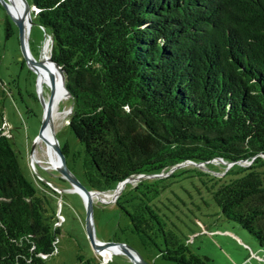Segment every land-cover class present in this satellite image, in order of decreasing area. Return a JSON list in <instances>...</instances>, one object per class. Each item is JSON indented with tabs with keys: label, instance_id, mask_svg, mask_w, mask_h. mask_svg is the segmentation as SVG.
<instances>
[{
	"label": "trees",
	"instance_id": "obj_1",
	"mask_svg": "<svg viewBox=\"0 0 264 264\" xmlns=\"http://www.w3.org/2000/svg\"><path fill=\"white\" fill-rule=\"evenodd\" d=\"M31 4L64 72L83 183L106 190L187 159L233 161L213 178L212 198L264 250V0ZM160 187L158 178L140 177L115 197L131 230L163 258L211 264L151 205ZM55 221L46 195L22 172L0 112V264H46Z\"/></svg>",
	"mask_w": 264,
	"mask_h": 264
},
{
	"label": "rangeland",
	"instance_id": "obj_2",
	"mask_svg": "<svg viewBox=\"0 0 264 264\" xmlns=\"http://www.w3.org/2000/svg\"><path fill=\"white\" fill-rule=\"evenodd\" d=\"M5 1L14 5L18 13H23L15 0ZM27 1L30 4V0ZM7 7L0 0V112L22 172L46 195L47 207L57 219L59 231L55 249L45 256V262L78 264V256L82 255L106 264H135L123 251H112L105 256L94 247L85 229L86 207L82 194L50 165L47 142L38 136L42 108L36 72L24 59L18 26ZM11 12L16 15L15 10L11 9ZM31 18V22L25 24L28 48L34 57H40L43 49L42 56L49 68V34L34 17ZM41 80L45 81L42 77ZM42 93L44 96L49 94L46 85L42 86ZM70 103L68 94L63 98L58 95L52 113V128L59 145H66L67 165L83 182V146L68 125ZM231 164L217 159L202 164L185 162L162 170L161 175H142L141 178H158L161 187L150 203L169 227L186 238L192 251L207 255L211 264H264V250L255 237L236 221L224 217L211 195L213 178ZM136 181L132 178L125 182L120 189V199L129 194ZM115 186L92 197L95 237L125 241L151 264H179L163 258L155 245L141 243L139 235L130 228L127 214L112 199L118 191Z\"/></svg>",
	"mask_w": 264,
	"mask_h": 264
},
{
	"label": "water",
	"instance_id": "obj_3",
	"mask_svg": "<svg viewBox=\"0 0 264 264\" xmlns=\"http://www.w3.org/2000/svg\"><path fill=\"white\" fill-rule=\"evenodd\" d=\"M1 1L7 7L8 3L5 0H1ZM23 4H24V7H23L24 12L22 15H14V14L10 13L8 7H7V10H8V13L11 15L12 19L14 20V22L16 23V25L18 26L20 46H21L22 54H23L24 58L26 59L27 64L31 68H33L34 71L36 72V81H37L38 90H39L38 95H39V99H40L41 107H42L41 124H40V128H39L38 136L45 138L44 130L47 127L50 128L52 136H53V139L50 140V143H51V146H52L54 152L56 153V155L58 157V163L54 166L59 170V172L61 173V175L64 178H67L69 181H71V183L73 184V187L75 189H77L82 194V196L84 198L85 207H86L85 229H86V233H87L90 241L94 245V247L99 250L100 248H103V247L117 245L119 250L125 252L133 260V262L135 264H151V263L143 260L142 257L140 256V254L134 248H132L127 242H125V241H113V240H100V239H97L94 235V226H93V221H92V192H95V195L100 196V193H105L106 191L88 188L83 182H81L79 179H77V177H75V175L71 171L70 167L66 163L65 153L62 150L61 146L59 145V143H58V141L54 135L53 128H52V115H51V113H52L53 103H54V100L56 97L55 75H54L53 70L51 68H48V67L46 68L45 61L42 59V57L35 58L31 54V52L29 51L28 44H27L26 37H25V21L31 22V19H32L31 18V8H35V6L33 4L30 5L27 0H23ZM51 42H52V39H51ZM48 58L58 68V70L61 73L62 79L64 81V72H63V69L61 68V66L49 54H48ZM40 68H46V70H47L49 94L47 95L46 99L42 93V82L39 80V69ZM64 87H65V91L69 95V91H68L67 87L65 85H64ZM70 110H71V106L68 107V112ZM211 159H219V160L225 162V160L222 157H213ZM185 162L202 164L204 161H194L192 159H187L186 161H181V162L174 164L172 166V168L177 166V165H182ZM232 162L233 161H229L228 165H229V163L231 164ZM162 173L163 172L160 171V172L138 173L135 175H133V174L129 175V176L123 178L122 180L118 181L116 183L115 189L118 188L119 184H122V186H123L125 184V182L130 180L131 178L136 180V179H139L142 175L157 176V175H161ZM119 191H120V189L117 191L116 196L118 195Z\"/></svg>",
	"mask_w": 264,
	"mask_h": 264
},
{
	"label": "bare ground",
	"instance_id": "obj_4",
	"mask_svg": "<svg viewBox=\"0 0 264 264\" xmlns=\"http://www.w3.org/2000/svg\"><path fill=\"white\" fill-rule=\"evenodd\" d=\"M17 2V4L19 5V7L21 8V10L24 12V4H23V0H15ZM12 2V0L10 1ZM7 6L10 7V12H11V9L12 10H15L16 12V15H22L20 13H18L17 11V8L14 6V5H10L8 4ZM12 13V12H11ZM28 22L25 21V24H27ZM49 41L51 42V36L49 35ZM49 62L51 63L50 59H49ZM55 66V65H54ZM56 67V66H55ZM51 68V64H50V67ZM57 68V67H56ZM52 69V68H51ZM58 69V68H57ZM42 68L39 69V80H40V76H41V73H42ZM53 70V69H52ZM59 71V70H58ZM60 72V71H59ZM53 73L55 75V91H56V97H55V100H54V103H53V107H52V113H53V110H54V106L57 102V98H58V95L60 94V96L63 98L65 96H67V92L65 91V87H64V81L62 79V76L59 75L56 70H53ZM47 75V70L45 71V73ZM61 74V73H60ZM42 79L45 80L47 83H48V78L46 77H43L42 76ZM51 113V115H52ZM63 117V116H62ZM44 135H45V139L46 142H47V151H48V154H49V161H50V165H56L58 163V157L56 155V153L54 152L52 146H51V143H50V140L53 139V136H52V133H51V130L49 127H47L45 130H44ZM43 156V155H42ZM35 159V158H34ZM132 179V178H131ZM121 186L122 184H119L117 190L121 189ZM95 195V192H92V197ZM118 246L117 245H112V246H108V247H103V248H100L98 251L101 252V253H105V252H109L113 249H117ZM119 249V248H118ZM115 251V250H114Z\"/></svg>",
	"mask_w": 264,
	"mask_h": 264
},
{
	"label": "flooded vegetation",
	"instance_id": "obj_5",
	"mask_svg": "<svg viewBox=\"0 0 264 264\" xmlns=\"http://www.w3.org/2000/svg\"><path fill=\"white\" fill-rule=\"evenodd\" d=\"M8 8H9V10H10V7L8 6ZM44 47V46H43ZM30 51V50H29ZM32 54V53H31ZM42 55H43V49H42ZM42 55H40V57H42V59H43V56ZM40 57H35V58H40ZM25 59V58H24ZM44 60V59H43ZM25 61H26V59H25ZM27 62V61H26ZM43 70H42V73H41V76H40V81L42 82V86L43 85H46V90L48 91V93H49V85H48V83H46V81H42L41 80V77L43 76V77H46V78H48L47 77V75L46 74H44L45 73V71H46V69L45 68H42ZM40 84V83H39ZM44 96V95H43ZM46 96H47V93H46V95L44 96L45 97V99H46ZM42 108V107H41Z\"/></svg>",
	"mask_w": 264,
	"mask_h": 264
},
{
	"label": "crops",
	"instance_id": "obj_6",
	"mask_svg": "<svg viewBox=\"0 0 264 264\" xmlns=\"http://www.w3.org/2000/svg\"><path fill=\"white\" fill-rule=\"evenodd\" d=\"M118 251L119 249L117 248V249H113V250H111V251H109V252H105V253H103L105 256H108V254H110L112 251Z\"/></svg>",
	"mask_w": 264,
	"mask_h": 264
},
{
	"label": "built area",
	"instance_id": "obj_7",
	"mask_svg": "<svg viewBox=\"0 0 264 264\" xmlns=\"http://www.w3.org/2000/svg\"><path fill=\"white\" fill-rule=\"evenodd\" d=\"M5 131V130H4ZM116 195L112 196V199H115ZM55 224H57V219L55 221Z\"/></svg>",
	"mask_w": 264,
	"mask_h": 264
}]
</instances>
